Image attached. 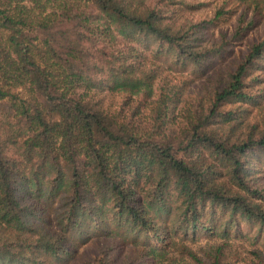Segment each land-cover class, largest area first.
<instances>
[{
	"label": "trees",
	"instance_id": "16d2710c",
	"mask_svg": "<svg viewBox=\"0 0 264 264\" xmlns=\"http://www.w3.org/2000/svg\"><path fill=\"white\" fill-rule=\"evenodd\" d=\"M263 25L264 0H0V264H264V36L216 71Z\"/></svg>",
	"mask_w": 264,
	"mask_h": 264
},
{
	"label": "rangeland",
	"instance_id": "374dc122",
	"mask_svg": "<svg viewBox=\"0 0 264 264\" xmlns=\"http://www.w3.org/2000/svg\"><path fill=\"white\" fill-rule=\"evenodd\" d=\"M207 1H209V0H207ZM211 10H212V8L204 9V11L198 15L204 16L206 14H211ZM223 30L231 31V28L224 27ZM263 36H264V25L261 26L257 31L253 32L242 45H240L236 48L235 54L232 58H230V59L226 60L225 62L219 64L216 71L223 72V71H225V69L231 68L233 66V63L240 60L246 54L250 45L252 43H254L255 40L260 39ZM209 84H210V80L207 78V79H204V80L198 82L195 86H196V88L201 89L204 85H209Z\"/></svg>",
	"mask_w": 264,
	"mask_h": 264
}]
</instances>
